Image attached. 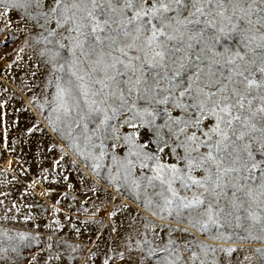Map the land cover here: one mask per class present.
<instances>
[{
  "label": "snow or ice",
  "instance_id": "1",
  "mask_svg": "<svg viewBox=\"0 0 264 264\" xmlns=\"http://www.w3.org/2000/svg\"><path fill=\"white\" fill-rule=\"evenodd\" d=\"M12 12L41 46L54 167L70 152L106 181L91 191L148 213L118 257L223 264L224 244L249 241L240 264H264V0H0ZM32 239L0 231V260Z\"/></svg>",
  "mask_w": 264,
  "mask_h": 264
},
{
  "label": "rangeland",
  "instance_id": "2",
  "mask_svg": "<svg viewBox=\"0 0 264 264\" xmlns=\"http://www.w3.org/2000/svg\"><path fill=\"white\" fill-rule=\"evenodd\" d=\"M33 34L31 23L25 24L17 13L0 16V231L33 238L28 247H19V255L6 253L7 259L0 264H104L106 259L108 264H131L127 253L121 260L117 251L125 250L121 241L133 217V228L143 231L140 217L148 213L141 212L123 190L109 189L111 195L91 191L106 188V181L91 169H84L81 179L69 162L75 158L70 152L54 167L61 155L60 141L33 100L36 97L42 103V93L50 91L44 87L41 46H33ZM122 202L129 207L111 217V210ZM206 242L217 247L224 244ZM250 245L259 246L229 241L224 246L237 251L231 257L218 253L217 258L223 264H240Z\"/></svg>",
  "mask_w": 264,
  "mask_h": 264
}]
</instances>
